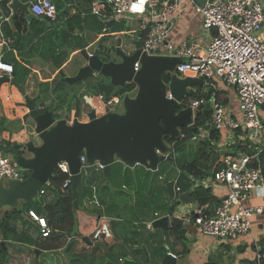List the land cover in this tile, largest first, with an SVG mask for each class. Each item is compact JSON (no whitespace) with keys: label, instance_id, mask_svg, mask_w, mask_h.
I'll return each instance as SVG.
<instances>
[{"label":"crops","instance_id":"0c3cea01","mask_svg":"<svg viewBox=\"0 0 264 264\" xmlns=\"http://www.w3.org/2000/svg\"><path fill=\"white\" fill-rule=\"evenodd\" d=\"M21 1L31 3L36 0ZM51 1L56 6L55 20L39 17L27 19L24 12L18 10L13 22L10 21V13L4 15V18L7 19L3 18L0 22V39H11L13 43L15 41L17 48L20 43L18 51L13 43L9 48L0 45V58H10L13 59L12 63L15 60L18 64V73L16 74L13 69V74L10 77H5L9 79V83H2L0 87V100L6 104L4 106L0 104V120L5 122L7 129L0 132V144L8 142L11 145L14 143L23 145L28 140L25 132H22V117L26 111L19 107L23 104L24 97L17 87L10 84L12 80L23 86L25 95L29 99L40 97L36 104L38 108L48 102V104L57 103L59 100H67L70 103L74 100L75 95H79L84 90L83 86L80 87V91L73 88L78 92L74 96L69 95L68 87L63 95L56 96L57 91L64 84L55 86L52 82L59 79L58 72L60 70L66 76H73L79 68L85 65L77 46L82 45L84 41L88 42L87 52L92 54L100 43L103 48L112 46L115 39H119L118 37L121 36H132L134 38L133 44L141 40L139 29L123 30L126 23H137L136 25H138L136 19L131 18L118 22L103 21L91 14L92 2L89 4L88 0ZM181 2V13L178 15L170 34L171 42L175 47L194 42L200 49L204 50L211 40L213 31L202 29L201 18L195 13L193 6L195 4L204 6L208 4V0H181ZM261 3L264 6V0H261ZM87 14H90L88 17L90 21L91 16H94L103 23L104 30L102 33L94 32L91 26L88 31L86 30ZM115 28H120V30L115 31ZM14 34L18 35V40ZM32 36L34 39L30 40ZM21 68L28 69L30 72L24 80H21ZM214 83V87L204 83L200 90L193 88L191 92L198 90L205 93L209 87L216 89L218 94L212 93V97L217 96L218 100L215 99L224 107L226 119L240 123L241 115L235 89L220 82ZM43 85L47 91L41 92ZM204 110L205 106L195 112ZM201 118L203 126L197 127L196 133L200 134L201 142H204L209 140V133L212 129L204 130L203 127L206 123H204V118ZM210 118L211 109L208 110L207 124H209ZM261 120L264 123V112L262 111ZM17 124L20 126L17 127ZM25 128L32 131L30 120L26 121ZM217 134L218 141L211 143L210 146L219 155L217 162L219 167L222 158L230 156L231 148L237 144L246 146L249 151H254L255 153L252 155L263 151L264 132L256 142L249 140L250 136L243 128L231 130L225 127L217 131ZM190 142L192 144L197 143H194L193 139H190ZM199 143L195 145V150L193 147V150L190 151L194 152L195 156L197 150V156L201 154ZM243 155L248 154L238 152L235 157ZM167 163H169V168H165ZM120 169L126 170L129 175L127 185L118 177L112 184L113 187L117 188L113 189V192L107 191V189L100 191L101 182H96L91 186L90 196L87 192L90 188L82 189V194L86 196L81 198L79 208L76 211V230L80 236L61 235V239L57 240L58 242L49 244V250H38L16 244L9 247L10 260L8 264H24L25 257L33 260V264H117L122 262L123 256L135 264H145L146 261L149 264H159L167 251L176 257V264H254L259 253L264 250V194L260 191L251 193L242 203L245 208L262 209L261 214L252 217L250 232L234 240H220L199 234L191 224L198 217H212L215 208L228 193L226 186L213 181L210 170L207 172V177L202 179L189 175L188 182L192 186L186 192L183 189L177 191L178 184L176 185V183L181 177V171L175 168L174 161L162 162L155 172L140 166L129 169L121 165ZM93 171L103 175L98 166ZM167 184L171 185L170 190L166 188ZM184 185L182 186L185 187ZM136 189H139L140 192L136 193ZM196 189L208 190L217 206L215 208L208 205L199 207L192 203L191 193ZM119 191L124 193L121 192L120 194ZM185 193L189 194L187 197V200H190L189 203L182 202ZM39 196L43 199L42 206L51 204L56 200V194L51 191L45 190ZM29 212L34 213L38 218H44L31 210ZM168 215L181 220V227L171 225L168 231H163L153 228L152 224L149 223L151 218L154 222ZM118 217H120L119 223L116 224ZM28 218L24 220H27L31 224L30 226L34 228V230H30L33 237L38 238L40 231L36 222L30 217ZM186 219L190 220V223H186ZM19 220L16 223V228L18 231H24L25 228H22L24 220ZM103 220H108L109 224L114 222L117 234L115 237L111 230L113 235L111 242H103L107 246L106 251L95 246V242L90 237L93 229Z\"/></svg>","mask_w":264,"mask_h":264},{"label":"water","instance_id":"95a60500","mask_svg":"<svg viewBox=\"0 0 264 264\" xmlns=\"http://www.w3.org/2000/svg\"><path fill=\"white\" fill-rule=\"evenodd\" d=\"M211 1L208 0V4ZM29 7L30 2L0 0V22L8 13L13 22L18 10L24 12L27 19L36 18L30 14ZM14 36L18 40V35ZM133 46L134 52L127 55L121 51L120 40L115 39L114 45L103 48L100 43L89 54V43L84 41L77 48L85 65L73 76H66L62 70L58 72L59 79L52 84L66 85L69 95L76 94L77 91L73 88L79 90L83 86L80 97L89 106L86 122L78 120V101L72 123L69 124L66 116L56 120L55 117H61V114L55 109L43 110L42 106L38 108L36 104L39 96L31 100L25 95L22 85L16 84L14 80L10 82L24 97V102L19 107L26 110L22 117V132H25L28 140L23 145L17 144L22 146L21 154L6 155L20 172L29 174L23 180L0 182V212L16 208L20 202L37 199L43 188L50 186V179L57 164L61 162L67 164L70 190L76 204L79 199L77 188L82 177L81 169L99 165L106 179L115 163L124 168L134 169L140 166L155 172L162 162H173V144H168L165 137L179 140L185 128L196 133L198 128L193 126L198 117L204 118L206 124L203 129L210 130L207 124L210 105L206 104L204 111L194 113L188 106L192 89L200 90L204 81L190 76L179 77L175 72V68L181 63L178 58L149 57L140 54L139 42ZM14 47L17 48V43ZM136 62L140 67L134 72ZM164 76L169 77L166 83ZM128 82L135 84V96L125 95L119 112L96 118L92 96L102 94L106 99L116 88L125 89ZM2 83H9V79H1L0 87ZM167 92L171 98L166 97ZM59 102H65L66 107L71 104L67 100H59L57 103ZM27 120L32 123V131L25 128ZM82 155L85 158L84 165L80 161ZM187 197L189 194L185 193L182 202L189 203ZM149 223L153 228L163 231H168L171 225L181 227V220L169 215L154 222L151 218ZM110 224L117 237L115 223ZM94 245L106 251L107 246L102 242H95ZM117 264L135 263L123 256L122 262ZM145 264L149 262L146 261ZM159 264H176V261L167 251Z\"/></svg>","mask_w":264,"mask_h":264},{"label":"built area","instance_id":"2783aa9c","mask_svg":"<svg viewBox=\"0 0 264 264\" xmlns=\"http://www.w3.org/2000/svg\"><path fill=\"white\" fill-rule=\"evenodd\" d=\"M181 4V0H94L91 14L103 21L136 19L141 34L140 54L178 58L181 63L175 72L179 77L192 76L204 83L220 82L233 87L239 103L240 123L226 119L224 107L214 97L208 101L192 100L188 106L194 113L209 104L211 118L208 125L212 130L243 128L250 136L249 140L256 142L264 132L261 120V111L264 112V6L261 0H212L204 6L195 4L194 11L201 18L202 29L213 31L204 50L194 42L178 47L172 44L170 34L181 13ZM29 11L37 18L49 20H55L57 15L51 0L33 1ZM12 43L11 39H0V45L7 48ZM133 67L136 72L139 63L136 62ZM12 74L13 66L0 58V80ZM126 86L134 87L121 94L113 93L106 99L102 94L92 96L96 118L119 112L124 96L136 94L137 88L133 82L126 83ZM166 97L171 98L168 92ZM72 120L67 119L69 124ZM80 121L86 122L87 117L83 116ZM260 152L251 156L222 158L219 170L213 173V181L226 186L228 193L215 208L212 217L193 220L191 224L199 234L220 240H234L250 232L252 217L261 214L262 209L245 208L242 203L251 193L260 191L264 194V173L258 161ZM80 161L84 165L83 155ZM96 166L102 170L101 166ZM56 170L67 175L62 189L69 188L71 183L67 164H57ZM16 180H23L22 172L0 150V182ZM177 191L180 189L177 188ZM29 217L36 222L42 238L48 237L51 231L46 220L32 212H29ZM185 222L190 223V220L186 219ZM90 237L93 242H111L113 235L109 221H100ZM23 263L33 264V260L25 257ZM254 264H264V250L259 253Z\"/></svg>","mask_w":264,"mask_h":264},{"label":"trees","instance_id":"16d2710c","mask_svg":"<svg viewBox=\"0 0 264 264\" xmlns=\"http://www.w3.org/2000/svg\"><path fill=\"white\" fill-rule=\"evenodd\" d=\"M89 4L93 2L94 0H88ZM56 7V6H55ZM90 14H87L86 18V30L91 29L94 32L102 33L104 30V25L101 23L98 18L91 16V21L88 18ZM115 31H119L120 28H115ZM34 39V36L30 38V40ZM15 45V41L13 43V46ZM20 43L18 45L17 51L19 49ZM6 63H10L13 66L14 72L16 74L18 73V64L13 59L10 58H4L3 59ZM22 69V79L24 80L28 74L30 73L29 70ZM165 83L168 82L169 77L164 76ZM208 85L215 86L214 82H208ZM44 85L41 87V92L47 91L46 88H43ZM134 86H126L125 89L120 90L121 93L125 91H129ZM212 93L218 94V91L216 89H212L209 87L208 91L205 93L199 92L198 90L192 93L191 100L196 99H205L210 100V98L213 96ZM217 99V96H215ZM218 100V99H217ZM61 105H65V102H60ZM60 107H55V111L59 110ZM5 122L0 120V132L6 131ZM203 126V120L201 117H198L195 119V124L193 128L201 127ZM182 136L183 138L179 140H172L167 137H165V141L168 144H173V161L175 163V168L179 169L181 172V177H179L176 185L178 184V188L180 191L183 189V191H186L191 188V184L188 182L189 175H193L195 178H205L207 177V172L210 170L212 172V175L214 172L219 170V165L217 164L219 155L214 150L213 147H211V143L218 141V134L217 131L211 130L209 133V140L200 142L199 145L201 146V154L199 156H196L193 160L188 161V153L185 149V144L188 142V140L192 139L194 137V134L192 133L190 128H185L182 130ZM22 146L10 143H1L0 144V150L4 154H21ZM245 153L248 155H252L255 153L254 151H249L246 146H242L240 144L235 145L231 148L230 156L235 157L237 156V153ZM258 161L262 168V171L264 173V150L259 153L258 155ZM121 164L115 163L111 166V172L109 173V177L107 179H104L102 174H97L95 171H91L90 174L83 173L84 170L81 171L82 177L80 180V183L78 185L77 191L79 195L78 202L74 203V198L72 195V192L70 190V187L67 189H62V186L64 182L67 180V175L60 172L59 170H55L54 174L52 175L50 179V186L43 188V193L45 190H50L51 192H54L56 194V200L52 202L51 204H45L41 205V200H29L26 202H22L21 205L19 204L16 208L12 210H7L3 213V215L0 218V264H8L10 260V253H9V247L14 246L16 244L25 245L28 247H33L38 250H49L50 243L58 242L57 240L61 239V235H68V236H80L78 234V231L76 230L77 220H76V211L79 208V204L81 202V198L85 197V194H82L83 188H90L87 192L88 195H91L92 188L91 186L96 182H101V186L104 189H107V191H112L111 189L112 184L114 183V180L120 179L122 180L125 185L128 184L127 178H129V175L127 171H123V169H120ZM29 172L22 173V178H27ZM157 174V173H155ZM157 178V175H155ZM155 178V180H156ZM187 182V184H186ZM185 184V185H184ZM109 185V186H107ZM184 185L185 187H183ZM100 186V188H101ZM137 187H140L137 185ZM166 188H171V185L167 184ZM103 189V190H104ZM118 191V190H117ZM116 191V192H117ZM122 191H119L121 194ZM140 190L136 189V193H139ZM142 192V191H141ZM124 193V192H122ZM142 195V193H141ZM40 202V204H39ZM191 202L197 204L199 207H203L205 205L216 207L217 204L213 202V199L211 198L209 191L206 189H196L191 193ZM33 211L35 213H38L42 215L47 225L51 231L48 237L42 238V236H38V238H34L31 234L30 230L34 228L30 226L29 222L24 219H29L28 212ZM214 210V209H213ZM19 219H23L22 222V228H25L24 231H18L16 228V223L19 222ZM120 217L117 219V223H119ZM34 223V222H33ZM3 244V246L1 245Z\"/></svg>","mask_w":264,"mask_h":264},{"label":"rangeland","instance_id":"374dc122","mask_svg":"<svg viewBox=\"0 0 264 264\" xmlns=\"http://www.w3.org/2000/svg\"><path fill=\"white\" fill-rule=\"evenodd\" d=\"M137 24V23H136ZM135 23H126L124 26H123V30H133V29H138V25H136ZM119 38V40H120V42H121V51H123L125 54H127V55H130V54H132L133 53V40H134V38L132 37V36H129V35H126V36H121V37H118ZM89 41H90V39H89ZM75 86H77V85H75ZM65 89H67V86L66 85H62V87L59 89V91H57L58 93L56 94V96H58V95H63V93H64V91H65ZM68 90V89H67ZM120 90H121V88H116L115 90H114V94H119V92H120ZM135 96V93L134 94H131V97H134ZM1 97V96H0ZM49 103V102H48ZM47 103V104H48ZM95 103H96V101H95ZM0 104L2 105V106H4V105H6L5 104V102L3 101V100H0ZM49 105V104H48ZM26 111V110H25ZM60 114H61V116L62 117H64V116H68L69 115V110H65L63 107L62 108H60ZM18 122V121H17ZM20 123V122H19ZM20 126V124H17V127H19ZM200 132V131H199ZM193 139V141H194V143L195 142H197L196 144H198L199 142H201L202 141V139H201V136H200V134L199 133H196L195 135H194V137L192 138ZM196 144H192V142H190V140H188V142L185 144V149H186V151H187V153H188V161H191V160H193L194 158H195V155H194V152H190V151H192L193 150V147H194V150H195V145ZM168 164V165H167ZM166 165H165V168H169V163H167ZM95 167L96 166H93V167H91V168H83L82 170H84L83 171V173H86V174H90L91 173V171H93L94 169H95ZM173 170V169H172ZM104 188L101 186V188H100V191H102ZM111 189H117V188H115V187H111ZM47 191H50V190H47ZM54 193V192H53ZM36 200V199H35ZM37 200H43L42 199V197L41 196H38V198H37ZM21 203L22 202H20L19 204L21 205ZM39 204H40V202H39ZM6 211V210H5ZM2 213L3 212H1L0 213V216L2 215Z\"/></svg>","mask_w":264,"mask_h":264},{"label":"flooded vegetation","instance_id":"af4514ba","mask_svg":"<svg viewBox=\"0 0 264 264\" xmlns=\"http://www.w3.org/2000/svg\"><path fill=\"white\" fill-rule=\"evenodd\" d=\"M78 91H80V90H78ZM76 93H78V92H76ZM77 101H78V120L80 121L83 116H86L89 113V106L87 103L85 104V102L81 99L80 94L75 95L74 100L71 102V104L68 107H66L65 105H61L60 102L59 103L52 102L49 105L48 104H45L46 106L43 105L42 109L43 110H46V109L47 110H54L55 107H57V106H59L60 108L63 107L65 110H69V115L68 116L66 115V117L68 120H70V119H73L74 114L77 110V107H76ZM58 112H60V109L58 110ZM55 118L57 120V119H62L63 117L62 116L61 117L56 116Z\"/></svg>","mask_w":264,"mask_h":264},{"label":"clouds","instance_id":"9594fccd","mask_svg":"<svg viewBox=\"0 0 264 264\" xmlns=\"http://www.w3.org/2000/svg\"><path fill=\"white\" fill-rule=\"evenodd\" d=\"M43 107V106H42ZM56 111H58V110H56Z\"/></svg>","mask_w":264,"mask_h":264}]
</instances>
